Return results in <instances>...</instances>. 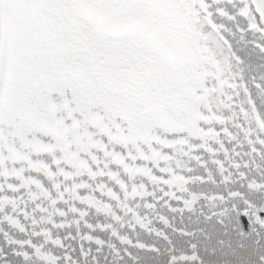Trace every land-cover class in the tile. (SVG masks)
Here are the masks:
<instances>
[{"label": "snow or ice", "instance_id": "6c2138e0", "mask_svg": "<svg viewBox=\"0 0 264 264\" xmlns=\"http://www.w3.org/2000/svg\"><path fill=\"white\" fill-rule=\"evenodd\" d=\"M0 264H264V0H0Z\"/></svg>", "mask_w": 264, "mask_h": 264}]
</instances>
